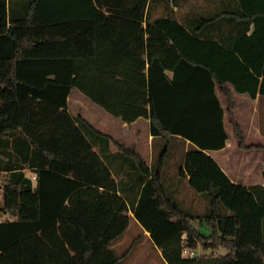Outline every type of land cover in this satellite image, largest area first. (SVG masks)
Wrapping results in <instances>:
<instances>
[{
	"label": "trees",
	"instance_id": "1",
	"mask_svg": "<svg viewBox=\"0 0 264 264\" xmlns=\"http://www.w3.org/2000/svg\"><path fill=\"white\" fill-rule=\"evenodd\" d=\"M230 84L264 96V0H0V264H130L113 247L130 211L167 264H264V185L207 152L229 141L225 112L239 148L264 149ZM73 87L149 118L153 162L74 115ZM187 177L205 210L176 196ZM200 245L228 251L186 255Z\"/></svg>",
	"mask_w": 264,
	"mask_h": 264
},
{
	"label": "crops",
	"instance_id": "2",
	"mask_svg": "<svg viewBox=\"0 0 264 264\" xmlns=\"http://www.w3.org/2000/svg\"><path fill=\"white\" fill-rule=\"evenodd\" d=\"M230 87L234 94L236 102L235 116L237 121L240 123L244 135L245 143L250 144H261L264 145V124L261 119V105L264 103V96H258L257 98H251L249 95L237 92L232 84ZM220 99L223 107L227 108V101L220 95ZM70 102V101H69ZM70 110V109H69ZM140 121L147 124L148 130L144 134L146 144L142 147L138 141L133 143L123 140L126 145L135 146L140 151L149 163L153 162L154 159V137L150 133V120L149 118L142 117L138 118L133 122L123 121V133L127 134V129L136 126ZM225 124L227 131L229 132V141L227 145L220 149H209L207 152L213 156L218 162L225 173L237 183H241L246 186L253 185H264V149H250L243 150L239 148L237 138L233 132V129L229 123L228 114L225 112ZM134 131H137L136 129ZM190 141L187 140L185 150H187ZM173 148V147H172ZM165 178L167 181H172L178 186V163L172 162L171 166L168 167ZM187 178H183L181 186L176 190V196L178 198L185 199L186 207L198 208L199 203L205 202L204 197L192 189L187 184ZM199 201V202H198ZM201 201V202H200ZM206 204V203H205ZM131 219L134 218L133 212H129ZM6 216H8L6 214ZM5 217V215H4ZM131 221V220H130ZM137 221V220H136ZM149 233V231H146ZM166 263V262H165ZM167 264V263H166Z\"/></svg>",
	"mask_w": 264,
	"mask_h": 264
},
{
	"label": "rangeland",
	"instance_id": "3",
	"mask_svg": "<svg viewBox=\"0 0 264 264\" xmlns=\"http://www.w3.org/2000/svg\"><path fill=\"white\" fill-rule=\"evenodd\" d=\"M69 101V109L74 115H83L98 129L112 135V150L118 149V143L121 141L124 142L123 140H126L127 143L138 141L142 147L145 146L146 139L144 138V134H146L148 127L144 122L140 121L136 126L127 129V134H122V138H119L120 133L124 132L122 126L123 121L120 117L107 112L100 105L87 98L76 87H73L71 90ZM260 112L261 119L264 124V103L261 105ZM135 129L137 131H134ZM166 170H168V167H166ZM1 197L0 193V205L2 204ZM206 208L207 202H201V204L199 203L197 209L205 210ZM5 217L7 216L5 215ZM200 229L204 234L210 233L204 224L200 226ZM113 247L120 254L127 252L126 261L130 264H166L162 257V251L155 247L154 243L150 239L149 233L141 228L135 218L131 219L128 229L125 231L122 238L113 245ZM227 251V249L222 247L205 248L200 245L198 248L194 249V254L192 256H203L204 254H210L212 252L226 254ZM190 253V251H187L186 255L189 256L191 255Z\"/></svg>",
	"mask_w": 264,
	"mask_h": 264
},
{
	"label": "built area",
	"instance_id": "4",
	"mask_svg": "<svg viewBox=\"0 0 264 264\" xmlns=\"http://www.w3.org/2000/svg\"><path fill=\"white\" fill-rule=\"evenodd\" d=\"M35 177V176H34ZM1 220H2V217L0 216V222H1ZM187 252V251H186ZM191 254V256L194 254L193 252H191L190 253Z\"/></svg>",
	"mask_w": 264,
	"mask_h": 264
}]
</instances>
